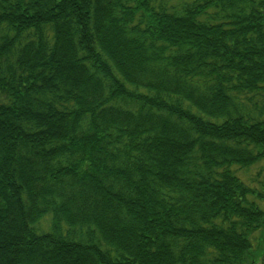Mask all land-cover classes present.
<instances>
[{"label":"trees","instance_id":"obj_1","mask_svg":"<svg viewBox=\"0 0 264 264\" xmlns=\"http://www.w3.org/2000/svg\"><path fill=\"white\" fill-rule=\"evenodd\" d=\"M263 235L264 0H0V264H254Z\"/></svg>","mask_w":264,"mask_h":264},{"label":"rangeland","instance_id":"obj_2","mask_svg":"<svg viewBox=\"0 0 264 264\" xmlns=\"http://www.w3.org/2000/svg\"><path fill=\"white\" fill-rule=\"evenodd\" d=\"M44 224H47V219L44 220ZM254 264H264V235L259 236L256 243L254 242Z\"/></svg>","mask_w":264,"mask_h":264}]
</instances>
